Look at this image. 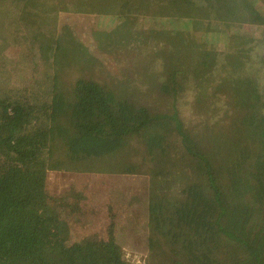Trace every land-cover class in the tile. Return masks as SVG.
<instances>
[{
    "label": "trees",
    "instance_id": "1",
    "mask_svg": "<svg viewBox=\"0 0 264 264\" xmlns=\"http://www.w3.org/2000/svg\"><path fill=\"white\" fill-rule=\"evenodd\" d=\"M67 14L95 20L103 53L138 54L153 38L156 101L126 93L111 104L92 83L47 90L40 75L24 94L0 86V264H128L115 214L108 240L68 248L48 193L52 134L96 156L144 142L161 264H264V0H0V66L20 52L5 34L12 19L37 31L51 69ZM140 21L148 33L132 31Z\"/></svg>",
    "mask_w": 264,
    "mask_h": 264
},
{
    "label": "rangeland",
    "instance_id": "2",
    "mask_svg": "<svg viewBox=\"0 0 264 264\" xmlns=\"http://www.w3.org/2000/svg\"><path fill=\"white\" fill-rule=\"evenodd\" d=\"M92 21L71 14L63 16L54 50V57L60 62L59 72L54 73L53 63L50 69L39 56L37 31L22 23L15 25L16 21L11 19L13 24L5 34L20 52L16 58L12 57V53L3 57L0 66L1 88H10L13 93L15 90L18 95L24 94L27 80L40 75L47 90L74 94L82 83H97L109 92L107 98L111 104L120 100L126 93L127 96L133 95L132 97L145 96L144 99L148 103L149 100L155 102L152 93L156 85L150 81L152 78H148L155 71L150 56L153 38L150 39L151 43L148 41L146 45L135 44L136 51L139 52L132 55L128 54L123 46L114 44L113 53L109 55L104 52L103 66L97 65L95 69L98 50L85 46L88 45L91 35L95 48L96 45L99 48L98 42L101 38L96 33L99 27L94 24L95 20L94 23ZM137 28L138 31L134 32L148 33L142 21L137 22ZM52 36L53 34L50 35ZM158 38H161L162 42L164 36L159 35ZM126 39L133 38L126 36ZM113 41L117 39H112ZM153 49L154 54L159 55V47L155 46ZM155 83L157 84L156 81ZM156 91L164 102L161 91ZM167 111L166 108L165 112ZM141 145L145 148L144 142L140 141L127 149L96 156L75 152L60 136H50L48 193L56 203L55 208L61 220L66 219L68 222L71 233L68 243L70 250L76 251L86 245L108 240L111 216L115 214V235L121 258L128 264H161L153 257L150 245L151 168L144 158L148 153L147 149L143 156L137 153L142 148Z\"/></svg>",
    "mask_w": 264,
    "mask_h": 264
},
{
    "label": "crops",
    "instance_id": "3",
    "mask_svg": "<svg viewBox=\"0 0 264 264\" xmlns=\"http://www.w3.org/2000/svg\"><path fill=\"white\" fill-rule=\"evenodd\" d=\"M63 16L64 15H62L61 16V19H60V26L62 25V22H63ZM71 16H80V17H82V19H86V20H89V21H91L92 19H90L89 17H86V16H82V15H75V14H71ZM134 24V23H133ZM135 26V28H133L132 29V31L134 32V31H138V28H137V25H134ZM140 33V32H139ZM87 48H93V49H96V50H98V54H97V57H96V62L97 63H94L95 64V69H96V67H97V65H100V66H103V61H104V59H103V57H102V54H104L101 50H99V48H97V45H96V48H95V46H94V44H93V42H92V37H91V35H90V37H89V43H88V45H85ZM99 53H101V54H99ZM107 54H109V55H111L110 53H107ZM54 73H57V72H59V70H58V66H59V64H60V62H57L56 61V58L54 59ZM148 78H152V77H148ZM150 81H152V79H150ZM94 84H96V85H99V84H97V83H94ZM101 88H102V86L101 85H99ZM57 91H59V90H57ZM124 150V149H123ZM124 186L122 185V188H123ZM127 190V189H126ZM126 192V191H125ZM59 215V214H58Z\"/></svg>",
    "mask_w": 264,
    "mask_h": 264
}]
</instances>
